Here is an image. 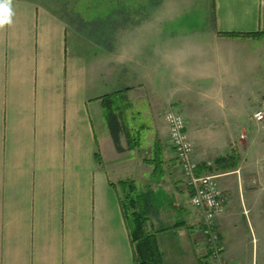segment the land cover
<instances>
[{
	"label": "crops",
	"instance_id": "obj_1",
	"mask_svg": "<svg viewBox=\"0 0 264 264\" xmlns=\"http://www.w3.org/2000/svg\"><path fill=\"white\" fill-rule=\"evenodd\" d=\"M198 2L156 0L99 38L74 32L50 0H10L0 264H264V120L252 117L264 112V0H210L206 23H166ZM169 108L185 120L196 173L215 174L223 193L215 241L189 202ZM230 154L233 168L215 167ZM151 187L171 194L152 220L137 208Z\"/></svg>",
	"mask_w": 264,
	"mask_h": 264
},
{
	"label": "rangeland",
	"instance_id": "obj_2",
	"mask_svg": "<svg viewBox=\"0 0 264 264\" xmlns=\"http://www.w3.org/2000/svg\"><path fill=\"white\" fill-rule=\"evenodd\" d=\"M61 1L59 2L50 0V3L58 12V14H60L68 23L69 27L74 30V32L80 36L82 35L87 37L96 36L101 38L102 36H106V23H77L76 20L72 21L63 11V4ZM154 1L156 0H72V2L69 0L68 6L71 8V10L77 11L82 18H92L98 20L99 18L97 17H101L102 15L106 14L108 16L112 15V19L114 18L113 23H130L127 19H125L129 13H137L133 16L138 17V15L141 13L137 10L140 8L142 13H146V7H150ZM209 2L210 0H199L197 7L192 8L191 10L187 9V11L184 12L182 11L180 17L173 21H166V23H206L209 13ZM142 7H145V9ZM67 36L68 46H70L69 42L72 41L70 38L74 37L71 30H68ZM246 95L252 100L251 93H246ZM240 141H244V139L240 138ZM140 189L144 191L143 188ZM147 191L148 194H145V191L142 196L138 198L137 208L144 210L148 218H151L152 220V216H154L155 213L161 211V202L166 204L170 200L171 194L165 190L160 191L159 187H151L147 189ZM142 201H145L146 204L143 205L141 203ZM128 222H130L131 226L133 225L129 212Z\"/></svg>",
	"mask_w": 264,
	"mask_h": 264
},
{
	"label": "built area",
	"instance_id": "obj_3",
	"mask_svg": "<svg viewBox=\"0 0 264 264\" xmlns=\"http://www.w3.org/2000/svg\"><path fill=\"white\" fill-rule=\"evenodd\" d=\"M252 117L256 121H263L264 113L261 109H257L253 112ZM164 120L167 125L169 142L188 188L189 202L201 210L204 216V231L209 233L211 239L215 241L217 235L210 229L213 228V220L221 211L224 201L223 193L216 182V175L196 173L197 165L192 158V143L186 132L183 116L169 108L164 112ZM213 247L215 252L221 250V245L215 244Z\"/></svg>",
	"mask_w": 264,
	"mask_h": 264
},
{
	"label": "trees",
	"instance_id": "obj_4",
	"mask_svg": "<svg viewBox=\"0 0 264 264\" xmlns=\"http://www.w3.org/2000/svg\"><path fill=\"white\" fill-rule=\"evenodd\" d=\"M55 1H61V0H55ZM63 6V11L66 13V15L70 18V20H76L77 23H112V15L108 16L106 14L102 15L101 17H97L99 18L98 20L96 19H92V18H82L79 13L77 11L71 10V8L68 6V2L69 0H63L61 1ZM70 2H72V0H70ZM96 18V17H94ZM92 19V20H91ZM227 35H235L234 33H225ZM251 33H246L245 35H250ZM112 136H113V140L115 143L116 148L119 150L120 146L118 144V138H117V134L115 133L114 130H112ZM156 146V150L160 152V149L157 148L158 144H155ZM160 154V153H159ZM96 159L99 161V156L96 155ZM234 159V155L230 154L229 156H221V157H217L214 160V164L215 167H219V165H222L223 168H233L236 165V161H232ZM149 162H153L155 163L154 167L158 168L160 165V159L159 157L155 156L152 157L151 159L148 160ZM201 168H207L206 165H202ZM203 170V169H202ZM201 170V171H202ZM121 182H126L128 186H131L132 184L128 181H121ZM132 215V213H131ZM142 218L143 216L140 215L139 213H136L134 217H132V220L135 222L134 228L135 229H140L142 226ZM141 264H149L146 261H142Z\"/></svg>",
	"mask_w": 264,
	"mask_h": 264
},
{
	"label": "clouds",
	"instance_id": "obj_5",
	"mask_svg": "<svg viewBox=\"0 0 264 264\" xmlns=\"http://www.w3.org/2000/svg\"><path fill=\"white\" fill-rule=\"evenodd\" d=\"M10 0H0V24L7 21L11 14Z\"/></svg>",
	"mask_w": 264,
	"mask_h": 264
}]
</instances>
